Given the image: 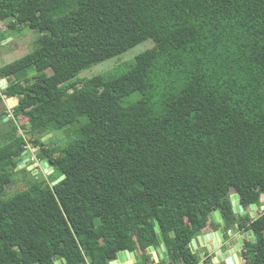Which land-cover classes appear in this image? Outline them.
<instances>
[{
    "label": "trees",
    "instance_id": "1",
    "mask_svg": "<svg viewBox=\"0 0 264 264\" xmlns=\"http://www.w3.org/2000/svg\"><path fill=\"white\" fill-rule=\"evenodd\" d=\"M6 20L38 37L0 67V106L25 121L0 112V264H109L156 245L155 220L192 264L188 244L215 211L254 233L241 264H264V211L236 219L229 200L264 197V0H0ZM19 130L53 173L4 199L30 157ZM58 132L74 136L60 152L43 141Z\"/></svg>",
    "mask_w": 264,
    "mask_h": 264
},
{
    "label": "rangeland",
    "instance_id": "2",
    "mask_svg": "<svg viewBox=\"0 0 264 264\" xmlns=\"http://www.w3.org/2000/svg\"><path fill=\"white\" fill-rule=\"evenodd\" d=\"M9 22H10L9 20L0 21V37L4 39L0 41V67L11 64L16 60L29 54L30 52H32L33 48L35 47L33 44L34 40L38 37V34L36 32L29 30L27 28H21V29L14 28L11 30L7 29V24ZM3 41L6 42L3 44ZM153 47H154V42L152 40H145L118 57L104 61L100 64H97L82 71L80 76L83 78L84 77L91 78L93 76L106 73L114 69V67H116L118 64L132 60L140 53L149 50ZM1 94H2V90H0V96ZM4 107L5 106L2 102V105L0 106V112L4 111L7 113V117L5 118L6 120H4V122L11 120L17 127H19L21 124H25V121L23 120L13 121L12 111ZM4 122H0V130L7 132L10 126ZM60 133L62 132H58L57 134H54L52 136L49 135L48 137H46V139L44 140L46 141L45 146L48 148L57 149L60 152L67 143L71 142L74 139L73 135L67 136L65 134H60ZM19 134L24 136V140L26 142L29 141L30 138L24 135L23 131L19 130ZM27 144L29 145L30 142H27ZM38 148L39 147L34 148L35 149L34 155H36ZM27 158H29V156H26L24 158L21 157V161H24ZM37 163H38V168L37 169L34 168L31 171L28 168L29 166L34 165L32 162H27L24 168H20L18 170L15 169L12 176L13 179L11 181H8V183L5 186V190L2 194L3 195L2 197L4 199L10 198L15 194H17L18 192L37 183L41 178L45 179L47 183H50L49 177L39 165L40 162L37 161ZM34 170L37 171L36 175H33ZM260 202L262 206L258 208L261 215L264 211L263 196L261 197ZM254 219L256 218H252L251 221Z\"/></svg>",
    "mask_w": 264,
    "mask_h": 264
},
{
    "label": "water",
    "instance_id": "3",
    "mask_svg": "<svg viewBox=\"0 0 264 264\" xmlns=\"http://www.w3.org/2000/svg\"><path fill=\"white\" fill-rule=\"evenodd\" d=\"M5 42L6 41H3V44ZM6 87H7L6 79H1L0 80V90L3 91L6 89ZM45 139L46 137L43 138V141ZM24 153L25 151L22 153V156L24 155ZM27 162H30V159L20 161L16 167V170L20 168H24ZM40 166L47 175H50L53 173V167L51 166V163L48 159H44L40 161ZM28 169L31 171L33 170V167L29 166ZM36 174H37V171L34 170L33 175H36ZM63 179H64V176L60 177L56 181L52 182V185L57 184ZM229 200H230L231 209H232L233 214L235 215L238 214L240 216H244L247 214V210H244L242 206L239 194H231L229 196ZM249 210L251 211L250 212L251 218H258L260 216V212L258 211V208L256 205H250ZM211 216L215 219L216 223L220 222L222 229L210 235H207V236H198L196 238H193L188 245L190 251L198 255L199 253H201L202 247H206L208 252H213L221 245L222 247L215 252L216 257L213 259V263L214 264H240L241 263V258L239 254L240 246L244 244L246 238L251 237V241H255V237L253 236L254 234L253 231H249L248 233H245L239 237H234L233 231L226 233V228L224 227V223L221 221L222 218H221L219 211L213 212ZM154 223H155L154 231L156 233L158 242L161 244V249L165 251L166 246L164 243L163 234L160 232L158 222L155 220ZM206 244H210V245L206 246ZM161 249H159L158 252H161ZM148 252L152 253L155 259V264H159V259H158L156 252L154 251V248L149 247ZM165 255L167 256L168 254L165 252ZM199 258L201 257L199 256ZM137 260L138 258H137L136 252H130L128 250H125V251L119 252L116 256V259L114 261H111L109 264H135ZM87 262L88 264H91L89 259H87ZM54 264H67V262L64 258H62L58 261L54 260Z\"/></svg>",
    "mask_w": 264,
    "mask_h": 264
},
{
    "label": "flooded vegetation",
    "instance_id": "4",
    "mask_svg": "<svg viewBox=\"0 0 264 264\" xmlns=\"http://www.w3.org/2000/svg\"><path fill=\"white\" fill-rule=\"evenodd\" d=\"M257 208H258V206H257ZM245 210H247L246 216H248L249 219H252L250 217V212L251 211L249 210V207L247 209H245ZM258 211H259V208H258ZM220 215H221V213H220ZM235 216H236V219H238V216H240V215L237 214ZM221 218H222L221 221L224 223V227L226 228V233H229L230 231H233L234 232L233 236L234 237H239V236L249 232L247 230L240 229L237 224L230 225V222L225 220L222 217V215H221ZM220 229H222V226L220 225V222L216 223L215 219L212 216H210V218L207 220L205 225L200 228L199 235L195 236L194 238H196L198 236L210 235V234H212V233H214L216 231H219ZM250 231H252V230H250ZM171 236H174V234L172 233ZM249 242H253V241H251V237L246 238L244 244L240 246L239 254H240V258H241V263H242V253H243V251L245 249L246 244L249 243ZM164 243H165V238H164ZM208 245H210V244H206V246H208ZM165 246H166V243H165ZM151 247L154 248V251L156 252V254L158 256L159 264H186L184 259L180 256L179 252H176L175 254H171V252H169V250L167 249V246H166L165 251L162 250L161 249V244L158 242V239H157V244L153 245ZM221 247L222 246L220 245L213 252H208L206 247H202L201 248V253H199L198 255L195 254V253H192L190 251L191 252L190 263H192V264H214L213 263V259L216 257L215 252L218 249H220ZM159 249H161V252H158ZM165 252L168 254L167 256L165 255ZM136 254H137L138 260H137V262L135 264H142L143 260H146V263H144V264H155V259H154L153 255H152V253L148 252V248H147L146 252L139 251V252H136ZM199 256L201 258H199Z\"/></svg>",
    "mask_w": 264,
    "mask_h": 264
},
{
    "label": "built area",
    "instance_id": "5",
    "mask_svg": "<svg viewBox=\"0 0 264 264\" xmlns=\"http://www.w3.org/2000/svg\"><path fill=\"white\" fill-rule=\"evenodd\" d=\"M3 99H4V97H3ZM26 150H29L30 152H31V156H30V162H32L34 165L32 166L33 167V169L35 168V169H37L38 168V163H37V159H36V157H35V155H34V153H35V149L34 148H32L30 145H26ZM38 162H40V161H38ZM39 165H40V163H39Z\"/></svg>",
    "mask_w": 264,
    "mask_h": 264
},
{
    "label": "bare ground",
    "instance_id": "6",
    "mask_svg": "<svg viewBox=\"0 0 264 264\" xmlns=\"http://www.w3.org/2000/svg\"><path fill=\"white\" fill-rule=\"evenodd\" d=\"M29 151V150H28ZM30 152V151H29ZM26 154V152L24 153V155ZM30 156H31V152H30ZM30 158V157H29ZM28 159V158H27Z\"/></svg>",
    "mask_w": 264,
    "mask_h": 264
},
{
    "label": "clouds",
    "instance_id": "7",
    "mask_svg": "<svg viewBox=\"0 0 264 264\" xmlns=\"http://www.w3.org/2000/svg\"><path fill=\"white\" fill-rule=\"evenodd\" d=\"M3 98V97H2Z\"/></svg>",
    "mask_w": 264,
    "mask_h": 264
}]
</instances>
